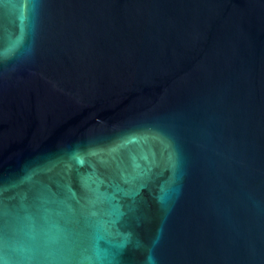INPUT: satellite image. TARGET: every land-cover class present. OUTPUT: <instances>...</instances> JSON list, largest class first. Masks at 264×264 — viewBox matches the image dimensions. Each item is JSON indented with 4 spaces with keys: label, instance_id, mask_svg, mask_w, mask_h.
<instances>
[{
    "label": "water",
    "instance_id": "95a60500",
    "mask_svg": "<svg viewBox=\"0 0 264 264\" xmlns=\"http://www.w3.org/2000/svg\"><path fill=\"white\" fill-rule=\"evenodd\" d=\"M0 264H264V0H0Z\"/></svg>",
    "mask_w": 264,
    "mask_h": 264
}]
</instances>
